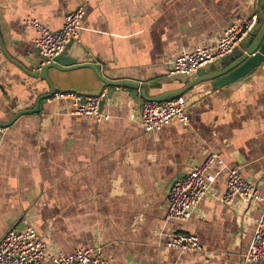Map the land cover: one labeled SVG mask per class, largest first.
<instances>
[{
	"label": "crops",
	"instance_id": "crops-1",
	"mask_svg": "<svg viewBox=\"0 0 264 264\" xmlns=\"http://www.w3.org/2000/svg\"><path fill=\"white\" fill-rule=\"evenodd\" d=\"M260 3L0 0V36L6 52L33 69L39 49L27 20L59 30L65 15L84 4L80 42L70 55L99 64L110 79L139 81L153 95L183 85L158 83L174 75L172 60L214 44L223 27L243 23L258 13ZM55 72L49 70L51 77ZM74 73L94 76L90 67ZM99 85L97 78L59 84L63 92ZM49 90L45 80L27 75L0 50V122L33 109ZM132 90L116 88L102 110L107 117L99 121L72 114L71 98L51 97L36 113L22 114L5 127L0 135V239L28 217L50 250L72 254L102 245L106 264H245L264 201L223 202L228 176L222 166L210 170L212 191L188 219L167 220L166 207L172 182L211 150L225 167L255 182L264 200V62L222 88L211 80L192 86L184 94L189 125L174 122L146 132ZM180 231L196 235L203 250L169 247L170 235Z\"/></svg>",
	"mask_w": 264,
	"mask_h": 264
},
{
	"label": "built area",
	"instance_id": "built-area-1",
	"mask_svg": "<svg viewBox=\"0 0 264 264\" xmlns=\"http://www.w3.org/2000/svg\"><path fill=\"white\" fill-rule=\"evenodd\" d=\"M85 14L84 4H79L65 15L63 27L53 30L37 19H28L27 23L36 30L35 45L40 51L44 63L52 62L67 45L80 42L79 29ZM258 13L254 12L243 23H230L223 27L214 44L198 47L194 51L183 52L170 65L171 74H187L197 71L209 63L231 53L239 47L254 28ZM54 99L71 98V113L93 117L98 121L107 115L100 109V103L107 98L104 89L96 96H82L74 92L56 91ZM188 100L177 95L165 100H146L142 108L141 122L146 132H154L174 122L189 125L187 114ZM6 129L0 126V135ZM215 165L222 166L228 176L227 187L220 195L225 203L236 199L262 203L263 197L257 184L247 180L237 168H227L217 151H208L204 161L192 167L183 177L177 179L169 191L166 207V219H188L199 207L202 199L212 191L215 175L210 170ZM23 227L10 228L0 239V264H106L102 245L81 247L72 254L52 251L43 240L28 217L21 218ZM168 246L181 251H202L203 246L196 235L187 232H174L170 235ZM264 262V212L257 220L255 232L244 263Z\"/></svg>",
	"mask_w": 264,
	"mask_h": 264
},
{
	"label": "water",
	"instance_id": "water-1",
	"mask_svg": "<svg viewBox=\"0 0 264 264\" xmlns=\"http://www.w3.org/2000/svg\"><path fill=\"white\" fill-rule=\"evenodd\" d=\"M74 47V42L71 41L64 51L58 55L54 61L44 63L46 58H43L40 52H36L35 58L32 60L33 69L25 64L13 59L5 50L2 38L0 36V50L6 57L18 65L27 75L45 80L49 84V92L38 97L33 109H25L19 111L9 123L0 122L1 127L10 126L20 115L32 114L39 110L40 103L51 98L56 91H60L59 84L83 80L92 82L95 78L100 81L98 89L95 90H80L77 88L66 89L67 92L78 93L82 96L99 95L106 87L107 98L112 97L116 88H130V97L137 101L139 105V116H142L143 104L146 100H165L177 95H184L192 86L201 81H212V85L216 88H222L229 84L235 83L245 78L255 68L264 62V0H261L260 9L258 11V19L249 35L243 40L240 47L235 48L231 53L219 58L218 60L200 67L197 71L187 74H174L170 77L158 81V83H168L170 81H181L183 85L177 89H170L165 92H155L153 95L147 94V87L139 81L130 79L113 80L102 73V68L99 64L91 61L81 62L77 55H70V51ZM90 67L94 71V76H76L74 71ZM54 69L56 72L54 78L51 77L49 70ZM58 82L55 85V81ZM154 85V84H153ZM107 98L100 103V109L103 110ZM186 98V97H185ZM184 176V175H183ZM178 179V178H177ZM174 180L170 185V189L177 181ZM23 226H19L20 230Z\"/></svg>",
	"mask_w": 264,
	"mask_h": 264
}]
</instances>
